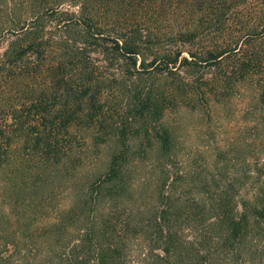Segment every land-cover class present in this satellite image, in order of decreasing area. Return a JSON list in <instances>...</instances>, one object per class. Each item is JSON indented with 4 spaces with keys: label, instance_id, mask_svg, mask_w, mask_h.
<instances>
[{
    "label": "trees",
    "instance_id": "trees-1",
    "mask_svg": "<svg viewBox=\"0 0 264 264\" xmlns=\"http://www.w3.org/2000/svg\"><path fill=\"white\" fill-rule=\"evenodd\" d=\"M235 1L203 0L197 23L168 37L160 27L161 9L167 2L177 5L175 0H0V38L11 35L0 51V92L26 77L22 84L34 92L4 115L29 150L60 168L62 155L78 145V130L85 134L82 144L115 143L106 170L82 192L83 208L67 211L75 223L68 264H264V158L238 201L231 189H221L223 199L201 188L182 197L167 170L173 157L162 122L167 107L189 99L209 107L247 88L264 108V0L262 19L250 22L232 44L202 54L187 47L199 34L217 31ZM164 39L170 48L159 50ZM51 54L54 60L46 64ZM109 105L122 109L121 115L114 116ZM29 115L26 126L21 118ZM141 127L162 149L154 213L132 228L123 221L117 230L94 203L125 189V165L132 157L128 140ZM130 228L134 232L126 236ZM128 238L137 243L134 254ZM4 260L0 256V264Z\"/></svg>",
    "mask_w": 264,
    "mask_h": 264
},
{
    "label": "rangeland",
    "instance_id": "rangeland-1",
    "mask_svg": "<svg viewBox=\"0 0 264 264\" xmlns=\"http://www.w3.org/2000/svg\"><path fill=\"white\" fill-rule=\"evenodd\" d=\"M202 1L175 0L177 5L167 2L161 9L160 23L166 36L170 37L171 32L185 24L197 23L204 12ZM231 5L223 25H216L217 31L211 29L199 34L187 44L190 50L202 54L210 47L228 46L249 28L246 26L250 22L258 24L264 16L262 0H237ZM10 36L5 33L0 38V51ZM164 42L159 50L169 47L167 39ZM53 60L51 54L45 63ZM16 79L11 82L15 88L0 92V129L4 132L0 139V256L6 264H68L75 223L67 217V211L69 207L83 208L82 192L93 176L106 170L115 143L108 139L82 144L79 138L85 134L78 130L81 135H74L78 145L62 155L60 168L42 162L38 153L31 152L25 139L17 135L12 118L4 115L20 102L22 95L34 94L28 84H22L27 77ZM254 96L252 89L245 88L227 99L213 101L209 107L197 106L189 99L164 110L162 122L170 132L169 153L173 156L168 161V179L175 176L174 187L182 197L200 188L220 193L221 199L226 194L221 189L227 193L234 190L235 201L245 195L259 161L264 158V108ZM108 108L114 116L122 113V109L113 110L110 105ZM29 117L21 118L26 126ZM139 131L128 140L132 157L125 165L129 171L125 174V189L110 191L94 203L99 215L110 219L117 230L125 227L123 221L131 228L137 222H144L154 213L152 207L157 200L160 166L156 162L162 149L156 137L144 132L142 127ZM62 137L67 142L69 136ZM167 188L165 185L164 190ZM176 200L174 204L181 207L182 199ZM173 210L178 211L175 207ZM131 228L124 229L126 236L133 234ZM130 239H126L127 249L134 254L137 243Z\"/></svg>",
    "mask_w": 264,
    "mask_h": 264
}]
</instances>
